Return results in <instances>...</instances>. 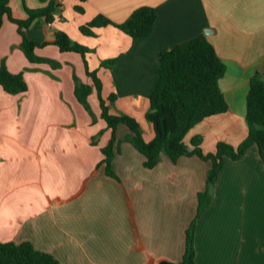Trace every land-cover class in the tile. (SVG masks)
I'll return each mask as SVG.
<instances>
[{"label":"crops","instance_id":"obj_1","mask_svg":"<svg viewBox=\"0 0 264 264\" xmlns=\"http://www.w3.org/2000/svg\"><path fill=\"white\" fill-rule=\"evenodd\" d=\"M50 1L52 21L35 17L24 32L46 42L34 49L38 58L60 66L29 61L17 25L4 17L0 26V50H12L4 64L27 84L22 94L0 89V242H30L60 264H175L195 220V264H264V163L255 144L239 159L224 158L196 217L211 161L193 154L173 162L161 154L147 170L144 156L124 139L132 132L117 125L110 164L116 182L103 163L111 131L96 92L88 95L96 122L74 94L75 77L91 84L87 67L101 80L102 96L137 107L154 90L160 53L204 34L225 64L219 87L227 110L196 123L183 141L200 136L204 154L218 142L236 147L248 134L250 80L257 74L264 80V0H85L82 12L75 10L78 0H9V7L25 19L26 9ZM143 6L156 12L145 37L132 39L113 25L91 35L79 30L98 14L120 24ZM58 30L89 50L60 51L53 44ZM112 59L111 67L102 66ZM153 136L149 124L143 138Z\"/></svg>","mask_w":264,"mask_h":264},{"label":"trees","instance_id":"obj_2","mask_svg":"<svg viewBox=\"0 0 264 264\" xmlns=\"http://www.w3.org/2000/svg\"><path fill=\"white\" fill-rule=\"evenodd\" d=\"M75 6L77 12H82L78 0ZM55 11V2L50 1L39 9H26L27 18L17 19L13 17L9 7V0H0V26L3 18L17 25L21 38L20 49L31 62H46L55 68L60 66L57 61L38 58L34 49L46 45V42L38 43L26 37L24 29L31 20L38 16H44L47 22L52 21ZM156 12L152 7H139L122 23L117 24L98 14L88 23L79 27L83 34L91 35L93 28L113 25L132 39L147 36L155 23ZM53 44L60 51H74L82 56L88 48L72 41L63 31H55ZM159 68L154 90L149 96V108L145 113L146 119L152 125L154 136L145 141L140 127L135 119L125 115L111 114L105 105L101 95V80L95 70L86 74L91 78V84L79 82L74 78V94L84 108L90 112L87 101L88 95L96 92L100 116L111 130V137L107 146L102 148L106 172L113 176L110 164L113 157L112 145L115 142V128L119 122H124L131 130V134L124 139L128 141L145 160L144 166L154 167L160 160L161 154L166 155L175 162L183 155H197L201 159L210 160L211 167L207 172L206 189L198 194L197 215L208 205L211 196L210 191L215 184L225 157L239 159L245 150L252 144L258 148L264 163V80L257 74L250 80V86L246 95L245 120L248 125L246 138L236 147L225 142H218L216 150L204 154L201 151V137L195 136L190 145L183 141L187 131L202 119L223 113L227 110V102L219 87V80L225 73V64L218 57L215 49L204 34L191 38L185 45H175L163 50L159 56ZM102 66L111 67L114 59L101 62ZM0 89L9 94H22L27 90V84L21 73L10 72L4 63L0 64ZM109 99H115L110 94ZM91 113V112H90ZM98 136L93 137L96 139ZM195 220L186 230L185 251L182 260L175 264H195ZM0 264H60L51 254L39 251L30 242H0Z\"/></svg>","mask_w":264,"mask_h":264},{"label":"rangeland","instance_id":"obj_3","mask_svg":"<svg viewBox=\"0 0 264 264\" xmlns=\"http://www.w3.org/2000/svg\"><path fill=\"white\" fill-rule=\"evenodd\" d=\"M0 53H1V56H0V64L1 63H4V60L6 58H8V56H10L12 54V50L9 48L7 50H4V49H1L0 50ZM3 55V56H2ZM5 65V64H4ZM24 79V78H23ZM25 81V80H24ZM95 94V93H94ZM91 96V95H90ZM87 97V100L89 101V109H90V112H88L86 109V112L89 114V116L91 117V121L94 122L96 117L94 115V112H93V108H92V105H91V98L93 97ZM103 99H104V102H105V105L109 108V111H111L110 113L111 114H114V115H120L121 113H118L115 109H124L126 110L128 113H130L131 118L135 119V121L138 123L140 129H142V136H147V133H148V127H149V121L146 119V116H145V111L149 108V98H139V106H135V105H132L131 103L127 104V103H124L126 101V99H120V100H115V99H109V97L105 98V96H102ZM90 98V99H89ZM96 98V97H95ZM96 101V100H95ZM94 101V102H95ZM97 101H98V98H97ZM93 102V104H95ZM136 102V101H135ZM144 103V105H143ZM98 105H99V101H98ZM98 105L96 104V106L98 107ZM135 106V107H134ZM100 107V106H99ZM117 112V113H116ZM126 115V114H125ZM96 122V121H95ZM118 126H120V128H125L126 130L128 131H131L130 128L127 126L126 123L124 122H119L117 124ZM121 130V129H120ZM111 131V130H110ZM104 163V162H103ZM155 167V166H154ZM152 167V168H154ZM147 168V167H146ZM152 168H147L148 169H152ZM105 169V168H104ZM111 178L118 182L119 180V177L117 175H110ZM207 177V176H206ZM207 180V178H206Z\"/></svg>","mask_w":264,"mask_h":264},{"label":"water","instance_id":"obj_4","mask_svg":"<svg viewBox=\"0 0 264 264\" xmlns=\"http://www.w3.org/2000/svg\"><path fill=\"white\" fill-rule=\"evenodd\" d=\"M161 264H170L169 262H162Z\"/></svg>","mask_w":264,"mask_h":264}]
</instances>
